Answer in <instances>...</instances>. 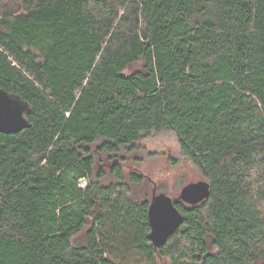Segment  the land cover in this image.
Listing matches in <instances>:
<instances>
[{
	"label": "trees",
	"instance_id": "trees-1",
	"mask_svg": "<svg viewBox=\"0 0 264 264\" xmlns=\"http://www.w3.org/2000/svg\"><path fill=\"white\" fill-rule=\"evenodd\" d=\"M0 89V264L264 263V0H0ZM163 130L209 194L155 248L122 166Z\"/></svg>",
	"mask_w": 264,
	"mask_h": 264
},
{
	"label": "rangeland",
	"instance_id": "rangeland-1",
	"mask_svg": "<svg viewBox=\"0 0 264 264\" xmlns=\"http://www.w3.org/2000/svg\"><path fill=\"white\" fill-rule=\"evenodd\" d=\"M140 151L131 153L122 169L126 180L134 172L145 179L140 186L131 185L133 197L143 199L151 197L152 191L165 192L176 197L181 188L192 182L203 179L196 168L185 159L179 150L176 135L172 131L153 132L147 138L136 143ZM102 167L108 171L110 161L101 157ZM174 162H177L174 165ZM112 176L108 175L107 180ZM83 238V235L80 236ZM158 264H168L167 260H158Z\"/></svg>",
	"mask_w": 264,
	"mask_h": 264
},
{
	"label": "water",
	"instance_id": "water-1",
	"mask_svg": "<svg viewBox=\"0 0 264 264\" xmlns=\"http://www.w3.org/2000/svg\"><path fill=\"white\" fill-rule=\"evenodd\" d=\"M29 109L28 102L19 95L0 89V133L13 134L26 128ZM208 194L209 186L205 181L192 182L181 188L178 199L194 205L208 197ZM182 220L172 198L164 193L156 194L153 189L148 206L149 239L153 246L157 248L164 245Z\"/></svg>",
	"mask_w": 264,
	"mask_h": 264
}]
</instances>
